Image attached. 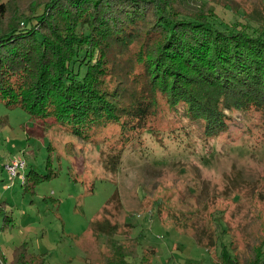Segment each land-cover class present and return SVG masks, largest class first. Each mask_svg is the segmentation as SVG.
Here are the masks:
<instances>
[{
  "label": "trees",
  "instance_id": "trees-1",
  "mask_svg": "<svg viewBox=\"0 0 264 264\" xmlns=\"http://www.w3.org/2000/svg\"><path fill=\"white\" fill-rule=\"evenodd\" d=\"M191 1L30 0L28 14L22 7L0 31V100L79 137L114 122L119 147L100 159L109 172L124 145L158 115L180 120L203 142L238 128L264 137V11L223 0L243 19L227 22L212 5L192 7ZM9 4L0 1V19ZM20 173L23 189L50 176L26 163ZM116 196L92 223L110 243L113 225L103 213ZM1 206L0 230L7 220ZM257 239L247 264H264V230ZM137 245L112 244L89 264H130ZM220 253L219 264H229L224 246ZM3 262L38 264L21 246L9 262L0 250Z\"/></svg>",
  "mask_w": 264,
  "mask_h": 264
},
{
  "label": "rangeland",
  "instance_id": "rangeland-1",
  "mask_svg": "<svg viewBox=\"0 0 264 264\" xmlns=\"http://www.w3.org/2000/svg\"><path fill=\"white\" fill-rule=\"evenodd\" d=\"M0 1L11 3L0 31L22 7L29 12L30 0ZM222 2L188 4H210L227 22L243 20ZM261 2L231 0L230 7L264 11ZM113 123L79 137L0 100V199H8L0 203L7 219L0 250L6 261L21 246L38 264H83L112 244L129 250L137 242L130 264H219L222 246L229 264H247L264 230L263 135L238 128L203 142L195 129L158 115L121 147L120 162L109 172L100 159L119 147ZM19 156L50 176L23 189L21 174L13 177L7 169ZM115 191L117 200L103 213L113 225L110 243L92 223L101 219L99 212Z\"/></svg>",
  "mask_w": 264,
  "mask_h": 264
},
{
  "label": "built area",
  "instance_id": "built-area-1",
  "mask_svg": "<svg viewBox=\"0 0 264 264\" xmlns=\"http://www.w3.org/2000/svg\"><path fill=\"white\" fill-rule=\"evenodd\" d=\"M25 161L19 156L11 158L7 164L8 171L11 172L13 177H17L24 167ZM24 180L23 175H21V182Z\"/></svg>",
  "mask_w": 264,
  "mask_h": 264
},
{
  "label": "crops",
  "instance_id": "crops-1",
  "mask_svg": "<svg viewBox=\"0 0 264 264\" xmlns=\"http://www.w3.org/2000/svg\"><path fill=\"white\" fill-rule=\"evenodd\" d=\"M4 183H6V181H4ZM2 201H3V202H8V199H3V198H2V199H0V202H2ZM1 253H2V252H1ZM4 258H5V257H4ZM82 258H83V257H82ZM5 260H7V259L5 258ZM84 260H85V259H83V261H84ZM85 261H86V263H83V264H89V263H90V262H89L90 260H89V259L87 260V258H86Z\"/></svg>",
  "mask_w": 264,
  "mask_h": 264
}]
</instances>
